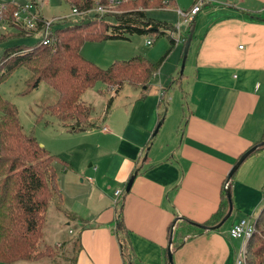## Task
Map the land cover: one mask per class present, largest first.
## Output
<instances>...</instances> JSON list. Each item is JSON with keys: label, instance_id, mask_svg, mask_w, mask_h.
I'll return each mask as SVG.
<instances>
[{"label": "crops", "instance_id": "0c3cea01", "mask_svg": "<svg viewBox=\"0 0 264 264\" xmlns=\"http://www.w3.org/2000/svg\"><path fill=\"white\" fill-rule=\"evenodd\" d=\"M192 20L178 107L169 104V117L159 119L160 86L151 91L103 83L97 91L105 101L101 113L93 114L84 96L96 84L81 96L91 107L85 129L58 120L72 140L70 148L54 150L63 157L54 167L62 206L56 211L78 239L72 264H123L115 202L134 172L123 218L136 264H166L169 248L173 264H234L244 242L229 236L230 227L260 213L264 147L242 161L230 183L227 177L263 137L264 0H205ZM173 26L178 34L179 25ZM186 35L174 38L173 48L183 49ZM223 187L231 193L229 218L189 236L186 220L207 221L219 207Z\"/></svg>", "mask_w": 264, "mask_h": 264}, {"label": "trees", "instance_id": "16d2710c", "mask_svg": "<svg viewBox=\"0 0 264 264\" xmlns=\"http://www.w3.org/2000/svg\"><path fill=\"white\" fill-rule=\"evenodd\" d=\"M64 1L71 6L86 8L95 1L107 0ZM159 1H124L120 5L123 11L118 14L91 16L64 26L59 25L61 21L55 22L51 41L47 45L38 40L31 45L7 46L0 58V82L17 67L25 66L31 73L27 82L28 90L36 88L44 81L57 92L55 102L46 106L45 111L55 115L62 122L72 121L69 127L73 130L85 129L91 107L80 99L87 89L97 82H102L109 87L126 83L145 90L150 86L153 75L166 55L159 64L135 56L101 68L80 54L82 44L87 40L128 39L132 34H143L156 38L167 36L171 50L175 39L170 34L175 31V27L153 19L146 13V8L156 7ZM14 10L15 5L8 2L2 15L5 22L17 31L0 35V41L11 34L14 36L10 37L29 36L14 21ZM104 16H113L114 23L106 22L102 18ZM188 25L190 30L193 20ZM161 102L160 98L159 103ZM161 118L160 115L159 119ZM263 141L264 132L262 140L256 144L257 148L250 154L263 148ZM58 161L59 159L42 147L31 133L23 131L16 106L0 95V264L20 261L28 263L46 255V251L38 250L37 245L43 238V226L49 206L53 204L56 209L62 210L54 168V163ZM124 191L123 194H127L128 191ZM124 195L115 202L114 232L119 242L123 264H136L128 230L124 224ZM229 201L227 190L223 187L219 207L207 221L200 224L186 220L190 230L189 236L219 223L229 209ZM254 223V233L246 246V264H264V203ZM176 245L173 244V248ZM166 259V264H170L168 258Z\"/></svg>", "mask_w": 264, "mask_h": 264}, {"label": "rangeland", "instance_id": "374dc122", "mask_svg": "<svg viewBox=\"0 0 264 264\" xmlns=\"http://www.w3.org/2000/svg\"><path fill=\"white\" fill-rule=\"evenodd\" d=\"M118 1L114 7V13H107L108 15L122 12L123 9L120 7L122 2H135L137 0ZM8 2L22 3L23 1L0 0V5ZM170 3L171 1L169 0H160L156 7L146 8V13L153 19L171 23L176 27L179 25V29H177L178 34L176 30L173 32V34L176 33L175 39L179 37L180 33L184 34L186 32L188 35L189 30L188 32L186 31L187 25L182 23L181 18L178 20L179 16L177 15L176 8L187 10L191 4V0H174L173 3ZM40 11L46 19L58 16L63 17L70 14L71 5L64 0H47ZM105 16L102 18L106 22L114 23L115 19L113 16ZM81 19L78 16H70L69 19L61 20L59 25L64 26ZM16 31L17 29L12 28L7 23H0V35L8 32L15 33ZM10 36L14 35H6L7 38L0 41V58L7 46L13 44L31 45L40 40L38 33L32 36ZM147 40L151 41L150 45L146 43ZM181 46L179 44L170 50L167 36L156 38L153 35L132 34L128 39L87 40L82 44L80 54L101 68H107L114 62L126 61L135 56H141L153 64H159L162 57L166 55L158 66L155 75H153L149 87L151 91L156 90L159 86L161 87V90L158 91L162 101L159 114L164 120L165 116L169 117L171 113V111L166 113L169 104L172 103L170 105L172 109H177L178 107V102L175 103V101H177L180 93V81L186 73L187 59L185 60L182 73L180 72L182 64ZM30 74V71L25 66L17 67L0 82V95L16 106L18 120L23 127V131L31 133L42 147L53 155H56L58 159H62L63 157L54 150L64 151L70 148L72 140L65 131L61 132L60 124H58L59 119L55 115L45 111L46 106L55 102L57 92L44 81H41L36 88L28 90L27 82ZM102 86L103 83L98 82L94 88L87 91L84 95L93 106V114L101 113L105 102L104 98L99 96L97 92ZM128 89V86H125L123 93H127ZM165 113L166 115L164 116ZM90 162L96 164L94 161ZM68 230L69 227L64 224L62 214L56 211L54 205L51 204L43 226V238L37 245L38 250L46 251V255L37 261L50 262L51 264H72L74 251L77 246V237L68 233ZM57 232L58 236H56ZM56 239L60 240L58 245L53 244Z\"/></svg>", "mask_w": 264, "mask_h": 264}, {"label": "built area", "instance_id": "2783aa9c", "mask_svg": "<svg viewBox=\"0 0 264 264\" xmlns=\"http://www.w3.org/2000/svg\"><path fill=\"white\" fill-rule=\"evenodd\" d=\"M22 3H13L15 10L13 11L14 21L25 31L26 35L38 33L40 35V43L47 45L51 41V33L53 31V24L55 22L69 19L70 16H78L81 18H88L91 16H102L107 13H114V7L119 2L118 0H107L105 2L95 1L90 7L81 8L71 6L70 14L63 17H53L46 19L41 14V7L47 0H22ZM167 1V0H165ZM205 0H192L189 9H176L177 15L182 19L183 23H189L194 15H196L202 8ZM6 9V3L0 5V23H6L3 19L2 12ZM40 23V25H39ZM178 27V26H177ZM147 43H151L147 40ZM89 180V178L87 177ZM120 194L119 190L115 191V195ZM255 220L243 218L232 224L229 229V236L233 239H240L244 242L242 248L238 252L234 264H246L247 256V242L253 235L255 230Z\"/></svg>", "mask_w": 264, "mask_h": 264}, {"label": "water", "instance_id": "95a60500", "mask_svg": "<svg viewBox=\"0 0 264 264\" xmlns=\"http://www.w3.org/2000/svg\"><path fill=\"white\" fill-rule=\"evenodd\" d=\"M193 32H194V24L193 26L190 28L188 35L184 41V45H183V49H182V64H181V70L180 72L182 73L183 68H184V64H185V60L187 58V54H188V50H189V46H190V42L192 40L193 37ZM160 124V123H159ZM264 142V141H263ZM257 148V145L251 147L250 149H248L245 153H243L239 159L237 160V162L235 163V165L231 168V170L228 173V177H227V183L229 178L232 176V174L237 170V168L239 167V165L242 163V161L253 151ZM136 172H134V174L128 179V181L126 182L125 185V190L128 191L130 189L131 183L135 177ZM227 190V197L229 198V209L227 211V213L225 214V216L222 218V220L217 223L215 226H211V227H205V229H212V228H218L220 227L230 216L231 211H232V202H231V193L229 191V188H226ZM171 235H172V231H171ZM171 242V240H170ZM167 258L170 264H173V259H172V252L170 250V248L167 250Z\"/></svg>", "mask_w": 264, "mask_h": 264}]
</instances>
